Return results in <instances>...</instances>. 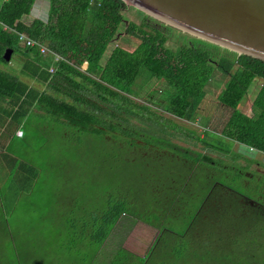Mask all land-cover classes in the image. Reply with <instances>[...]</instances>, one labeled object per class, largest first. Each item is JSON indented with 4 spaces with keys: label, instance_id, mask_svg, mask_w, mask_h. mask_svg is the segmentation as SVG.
Wrapping results in <instances>:
<instances>
[{
    "label": "rangeland",
    "instance_id": "obj_1",
    "mask_svg": "<svg viewBox=\"0 0 264 264\" xmlns=\"http://www.w3.org/2000/svg\"><path fill=\"white\" fill-rule=\"evenodd\" d=\"M125 5L127 8L122 11L125 22L139 23L143 15H148L131 4ZM47 8V0H34L28 15L44 21ZM148 16L171 27L164 31L166 47L174 49L185 35L198 38ZM117 36L115 44L126 50H132L138 43L135 37L124 33L122 25ZM109 48L110 45L103 59ZM16 55L6 64V69H14L15 73L19 61ZM80 68L84 69L85 64ZM138 78L132 86L142 84ZM225 78L215 73L205 87L200 117L188 122L161 111L156 103L164 95V85L151 79L139 91L131 87L127 94L128 109L116 102V109L106 113V121L115 125L104 124L99 133L86 131L47 112L40 117L35 110L16 123L11 120L0 125V264H141L140 256L129 250L142 254L152 234L137 247L139 227L144 231L143 224L149 225L154 220L157 232L165 228L181 234L213 181L264 205V177L248 183L249 179L241 175L246 171L240 166L244 157L240 161L235 159V151L230 147L233 142L225 139L224 133L216 135L212 130L199 128L206 118L217 128L225 120L227 110L216 102ZM259 84L260 80L253 79L238 103L247 115H251V100ZM140 104L149 106L153 112L136 118ZM1 106L7 107L5 103ZM133 107L135 118L129 117ZM16 127L20 135L14 134ZM200 133L215 140L211 144L220 148L219 156L224 159H213L211 164L201 158ZM138 141L139 147L133 143ZM20 165L31 168L35 176L24 182L18 172ZM153 183L163 190V194L158 192L160 198L154 197V204L150 197ZM167 196L171 197L168 206L164 203ZM116 201L122 204L123 220L132 217L136 230L127 240L124 233L131 226L116 228L114 237L111 228L106 245L100 249L88 237V227L109 203ZM160 243L156 241V251L164 244ZM151 246L152 243L146 253ZM95 250L97 253L92 257ZM247 250L251 264H264V251H257L259 256L253 257L252 245ZM155 258L160 259L161 255L152 250L150 259Z\"/></svg>",
    "mask_w": 264,
    "mask_h": 264
},
{
    "label": "trees",
    "instance_id": "obj_2",
    "mask_svg": "<svg viewBox=\"0 0 264 264\" xmlns=\"http://www.w3.org/2000/svg\"><path fill=\"white\" fill-rule=\"evenodd\" d=\"M33 2L0 0V109L9 121L16 123L34 107L99 133L104 124L115 125L106 121V113L116 109V102L125 108L131 87L139 91L151 79L164 85V95L156 103L161 111L195 120L200 117L205 87L218 72L226 77L216 95V102L227 110L222 124L225 135L264 153V61L186 35L174 49L166 47L164 31L171 27L148 15L139 23L125 22L122 11L127 6L122 0H48L44 21L28 15ZM121 25L125 34L138 40L130 51L114 42ZM19 32L62 59L54 63L50 53L41 55L34 47L20 46ZM15 53L19 58L16 73L6 69ZM51 65L54 70L49 73ZM136 78L142 82L137 87L132 86ZM255 78L260 84L251 100V115H247L238 103ZM133 110L129 117L135 114ZM137 110L139 119L152 111L141 104ZM129 149L134 150L133 146ZM18 172L28 174L24 182L35 176L22 165ZM122 213L120 201L109 203L98 220L91 222L88 237L101 244ZM161 231L153 247L139 257L141 264H251L248 245L253 247V257L264 251V205L213 181L181 234ZM156 241L164 243L162 250L156 251ZM152 250L161 258L151 260Z\"/></svg>",
    "mask_w": 264,
    "mask_h": 264
},
{
    "label": "water",
    "instance_id": "obj_3",
    "mask_svg": "<svg viewBox=\"0 0 264 264\" xmlns=\"http://www.w3.org/2000/svg\"><path fill=\"white\" fill-rule=\"evenodd\" d=\"M122 1L199 39L264 61V0Z\"/></svg>",
    "mask_w": 264,
    "mask_h": 264
},
{
    "label": "crops",
    "instance_id": "obj_4",
    "mask_svg": "<svg viewBox=\"0 0 264 264\" xmlns=\"http://www.w3.org/2000/svg\"><path fill=\"white\" fill-rule=\"evenodd\" d=\"M40 2H42V0H40ZM47 4H48V0H47ZM36 6L38 8L40 6V4H36ZM33 17H35V16H33ZM35 18H38V17H35ZM33 110H35L37 112V114L40 117H42V114H43L42 112L43 111L41 109L39 110L37 108L31 107L29 109V112H32ZM0 112H1V114H0V125L6 124V122L9 121L8 118H7V114L2 109H0ZM28 113L25 115V117L28 115ZM179 120H182V119H179ZM184 121L185 122H188L186 120H184ZM201 121H203V120H201ZM205 121L206 122L199 127L200 129L203 128V129L212 130V131H214V134H216V135H219V134H223L224 133L223 134L224 135V138L227 139L228 141L233 142V144L230 147L233 149V151H235V157H236L235 159H237V160L240 161V158L241 157L242 158L244 157L243 158L244 160L243 161H240L242 163L240 166L244 167L246 171L243 172V174H241V175L244 178L249 179L248 183L251 182V181H253V180L254 181H257V179L260 178V177H264V153L263 152H260L258 150H255V149L251 148V147L245 146V145L237 142L236 140H234L230 136L225 135V132L223 130V125H222L223 123L221 125L219 124L218 125V128H217L212 123L209 122V119L208 118H206ZM14 134L15 135H20V130L17 127L14 129ZM200 138L202 140L204 139L205 140V143L200 142L198 152H200L208 160H210V163L211 164L214 163V160L213 159H224V157L221 156V158H220V156H219L220 155V152H219L220 150H218V149H220V148L215 147L213 144H211V143H215V140L211 136H208V135L205 136L204 133H200ZM221 153L223 155H225V156L228 155V152H221ZM210 154L212 156H210ZM253 174L255 175L256 179H252L253 178V176H252ZM19 175L21 176V178H23L25 176H28V174H23V172L22 173L19 172ZM150 186H152L151 187L152 195L150 196V197H152L151 198L152 199L151 202L154 204L156 202L154 197H157L158 198L159 197L158 192H161L162 193L163 190L161 189V187H157V185L154 184V183L151 184ZM263 191H264V189H263ZM249 198H251V197L249 196ZM170 200H171V197L170 196H167L165 198V202L164 203H166L167 206H168V205H170L169 204L170 203ZM167 206H166V208H167ZM163 211H165V210H163ZM159 215L163 216V214H159ZM123 218L124 217H123L122 214L117 218V220L115 221V223L112 226V231L114 232L115 230H117L116 228H118V230H123V229H126L129 226H131V228L130 229H127L125 231V233H124L125 239L128 240V237L130 235L134 234L133 229L136 230V227L134 225L135 223L133 222V219H131L132 217L127 218V220H123ZM134 220H135V218H134ZM138 223H140V222H138ZM155 223H156V221L153 220V222H151V224H149V225L143 224L145 226V230L144 231H141V228L139 227V231H138L139 233L137 234L138 235L137 247H140V246L143 245L144 240L146 239V237H148V234L149 235L152 234V238L148 242V246H147L146 250L142 254H136V253H134V252H132V251L129 250V252H131V254H135V255H138L140 257H142V256L145 255L146 251L148 250V248L150 246V243L153 242V240L155 239V237H156V235L158 233L157 230L153 228ZM132 227H134V228H132ZM144 235H146V236H144ZM114 236H115V232H114V234H113L112 237H114ZM105 242H106V239H104L101 242V244L98 245V248L103 249ZM119 247L125 249L124 245H121ZM112 248H114V247H112ZM95 253H97V250L94 251L92 257H94Z\"/></svg>",
    "mask_w": 264,
    "mask_h": 264
},
{
    "label": "built area",
    "instance_id": "obj_5",
    "mask_svg": "<svg viewBox=\"0 0 264 264\" xmlns=\"http://www.w3.org/2000/svg\"><path fill=\"white\" fill-rule=\"evenodd\" d=\"M17 40H18V44L20 46H23V47H34L38 50V52L41 54V55H45L47 53H50L51 56H52V62L54 63H57L58 61H60L62 58L55 54L54 52L48 50L43 44L41 43H38L37 41L29 38L25 33L23 32H19L17 33ZM84 64V63H83ZM82 64V65H83ZM81 65V67H82ZM54 70L53 66L51 65L49 68H48V72L49 73H52ZM196 119H198V116L196 117Z\"/></svg>",
    "mask_w": 264,
    "mask_h": 264
}]
</instances>
